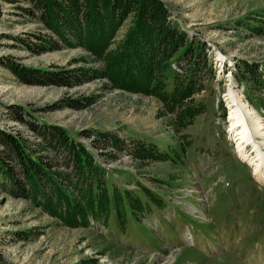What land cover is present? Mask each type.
Segmentation results:
<instances>
[{"label": "rangeland", "instance_id": "obj_1", "mask_svg": "<svg viewBox=\"0 0 264 264\" xmlns=\"http://www.w3.org/2000/svg\"><path fill=\"white\" fill-rule=\"evenodd\" d=\"M161 1L169 21L189 41L203 44L213 72L210 78L207 65L201 66L202 79L196 77L194 88L199 90L168 113L153 95L115 87L104 75L101 59L81 46H68L45 28L32 0H0V129L16 134L29 154H40L52 162L51 169L65 173L61 155L29 122L57 125L106 167L110 194L117 180L131 193L139 182L154 194L151 207L137 215L127 212L124 220L112 204L104 223L89 220L69 226L6 183L0 187V264H247L240 260L246 240L239 241V257L218 250L205 254L200 249L214 253L211 220L226 206L224 194H236L238 213L250 209L258 213L253 224L239 225L246 236L260 229L256 223L264 217L253 209L264 203L260 200L264 184L239 156L227 132L225 99L231 79L264 118V81L253 83L241 65L243 61L256 65L264 80V0ZM241 20L246 25L238 23ZM130 24L127 18L115 33V42ZM52 42L58 47L40 54L30 46L49 47ZM7 62L75 77L62 84H28L13 74ZM171 66L181 72L175 63ZM167 82L171 90L166 77ZM102 132L117 136L118 147L93 146ZM141 144L154 150L157 160L139 155ZM191 224L208 236L185 243L190 246L180 244ZM228 224L222 222L221 227ZM217 242L224 245L227 239ZM251 253V259L259 256L264 264L262 250Z\"/></svg>", "mask_w": 264, "mask_h": 264}, {"label": "trees", "instance_id": "obj_2", "mask_svg": "<svg viewBox=\"0 0 264 264\" xmlns=\"http://www.w3.org/2000/svg\"><path fill=\"white\" fill-rule=\"evenodd\" d=\"M32 1L45 28L60 41L68 46H81L101 59L104 75L115 87L153 95L161 103L164 113L173 111L199 90L194 88L196 77L199 75L202 79L201 66L207 65L210 78L213 76L203 44L189 41L186 33L169 21L168 9L161 0ZM127 18L131 24L124 37L115 42V33ZM238 23L246 25L244 20ZM36 37L41 40L40 35ZM30 46L36 54L58 47L55 42L49 47L38 43ZM182 60H186V65ZM172 63L181 72L174 70ZM4 64L19 80L28 84H62L75 77V74L30 68L14 62ZM241 65L248 79L262 84L264 80L256 65L244 61ZM166 77L171 80V90L167 87ZM29 126L61 155L62 164L68 171H54L52 162L40 154H29L16 134L0 129V187H5L6 183L10 188L14 186L19 194L30 198L34 204L38 203L69 226L85 225L89 220L104 223L112 204L122 220L127 212L137 215L146 206L151 207L148 203L154 200V194L139 182L133 193L115 183L110 194L106 167L61 127L34 121H30ZM100 143L118 147L120 139L102 132L92 145ZM139 150V155L150 156L152 160L158 158L154 150L143 144L138 146ZM138 193L143 194L138 196Z\"/></svg>", "mask_w": 264, "mask_h": 264}, {"label": "bare ground", "instance_id": "obj_3", "mask_svg": "<svg viewBox=\"0 0 264 264\" xmlns=\"http://www.w3.org/2000/svg\"><path fill=\"white\" fill-rule=\"evenodd\" d=\"M225 99L229 109L227 132L235 141L239 156L253 166L256 179L264 184V118L231 79Z\"/></svg>", "mask_w": 264, "mask_h": 264}]
</instances>
